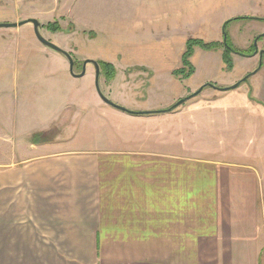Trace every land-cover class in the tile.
<instances>
[{
	"label": "crops",
	"instance_id": "crops-1",
	"mask_svg": "<svg viewBox=\"0 0 264 264\" xmlns=\"http://www.w3.org/2000/svg\"><path fill=\"white\" fill-rule=\"evenodd\" d=\"M157 1L158 6L145 1L150 4L147 17L155 13L160 30L169 31V25L197 17L216 0L190 6L183 0ZM233 2L228 7L237 25H226L224 36L234 49L223 44L222 64L227 67L224 58L229 61L235 54L248 57L241 51L252 50L256 41L251 57L264 63V0H226L227 5ZM168 18L175 22L168 24ZM62 56L66 59L59 64L69 71V59ZM89 64L83 67L85 75ZM244 73V80L239 76L215 84L213 97L198 98L177 111H121L144 125L151 118L183 116L176 126L159 125L154 135L151 124L145 127L158 145L107 148L104 143L106 148L87 149L66 146L57 136L7 150L0 126V155L6 154L0 157V264H264V178L244 155L257 139V151H264V130L254 122L246 132L241 123L242 115H264V89L255 84L264 80V64ZM249 78L252 93L233 96ZM7 84L1 70L0 97ZM111 92L106 89L105 95ZM100 97L95 91L99 110L120 111ZM215 102L213 113L207 107ZM213 123L219 129L210 127ZM201 126L218 133L219 145L195 155L183 146L196 136L190 129L197 127L199 134Z\"/></svg>",
	"mask_w": 264,
	"mask_h": 264
},
{
	"label": "rangeland",
	"instance_id": "rangeland-1",
	"mask_svg": "<svg viewBox=\"0 0 264 264\" xmlns=\"http://www.w3.org/2000/svg\"><path fill=\"white\" fill-rule=\"evenodd\" d=\"M145 1L153 6L159 5L157 0H0V23L18 24L35 19L39 34L68 52L74 60L73 72L69 65V71L63 70L59 64V59H66L63 53L51 50L37 37L33 22L0 27V69L2 78L8 82L0 97V126L2 134L6 135L1 139L7 150L17 148L19 151L21 146L30 148L32 142L53 140L57 136L66 140V146L87 149L153 145V142L158 145L159 139L150 137L151 132L145 127L151 124L154 135V129L159 125L176 126L182 123L183 116L151 118L144 125L141 120L121 110L106 106L107 110L100 108L101 111L94 104L95 91L101 96L96 83L102 94L113 103L131 112L155 115V111H177L198 98L213 97L218 93L211 88L213 85L239 76L242 80L246 77L245 73L242 74L244 69L264 64L260 58L251 57L256 52L257 41L252 50L241 51L248 57L235 54L229 61L224 58L227 67L222 64L221 43L226 41V25H237L233 23L238 21L230 17L228 7L236 5L235 2L227 5L226 0H216L209 9L197 12V17L178 21V27L169 25V31H161L155 23L158 19L155 13L147 17L150 4ZM197 1L183 0L187 6ZM244 1L247 4L248 0ZM172 12L168 10V14ZM232 12L234 14L235 11ZM174 20L168 18L167 23L173 24ZM251 26L255 29V25ZM190 39L216 45L209 49L195 46L192 62L191 57L189 59L195 73L191 78H177L175 71L183 68L182 58ZM86 62L90 63L87 66L89 73L73 78L70 73L81 75ZM55 71L58 72L55 74ZM171 71L175 76L171 75ZM152 72H155L154 77ZM206 78L210 80L206 83L209 86L202 84ZM251 78L249 82H243L240 92H232L233 96L252 93V89L249 90ZM255 84L264 89V80H256ZM204 86L208 88L198 93ZM106 89L113 91L110 97L105 95ZM218 104L215 102L212 106L211 103L207 109L213 111ZM242 119L246 132L254 122L264 130V115L261 112L255 119L250 113L242 115ZM210 127L219 129L220 126L213 123ZM196 128L190 129V132L197 137L190 139L191 143L183 148L189 147L195 155L216 150L218 133L210 129L203 131L201 126L198 134ZM257 140L246 147L252 152L244 155L247 161L257 165L264 178V151H257ZM192 142H195L194 145ZM235 143H239V138ZM211 153L225 157V153ZM1 156L5 158L6 154ZM7 156H11L10 152Z\"/></svg>",
	"mask_w": 264,
	"mask_h": 264
},
{
	"label": "trees",
	"instance_id": "trees-1",
	"mask_svg": "<svg viewBox=\"0 0 264 264\" xmlns=\"http://www.w3.org/2000/svg\"><path fill=\"white\" fill-rule=\"evenodd\" d=\"M225 43H228V42L225 41V42H222L221 44L226 45V47L229 50H233L234 49L230 44H225ZM215 45L216 44L206 43L203 40H199V39H190L187 42V49H186V51H185V53L183 55V68L178 69L177 71H175V74L177 76L182 74L181 77H185V78L190 77L195 72L194 68L191 66L190 61H189L190 57L193 54L194 47L195 46H202L203 48L209 49V48L214 47ZM186 68H188V70ZM161 111H173V110L166 109V110H161ZM155 112H160V111H155ZM133 113L139 114L138 112H133ZM147 113H150V112H147Z\"/></svg>",
	"mask_w": 264,
	"mask_h": 264
},
{
	"label": "water",
	"instance_id": "water-1",
	"mask_svg": "<svg viewBox=\"0 0 264 264\" xmlns=\"http://www.w3.org/2000/svg\"><path fill=\"white\" fill-rule=\"evenodd\" d=\"M27 22H33V24L35 25V32H36V35H37V37H38L41 41H43V43H46V44L49 45V47H51L52 49H54V50H56V51H60L61 53H63L64 55H66V56L68 57L69 62H70V66H71V71L73 72L74 60H73V58L71 57V55H70L68 52H66V51H64L63 49H61L60 47H58L57 45H55L54 43H52V42H50V41L44 39V38L39 34V32H38V22H37L35 19L24 20V21H21V22L18 23V24H3V23H0V27H14V26H20V25H23V24H25V23H27ZM90 62H93V61H90ZM85 64H87V62H86ZM84 73H85V70H84V72H82L81 75H76V76H82ZM97 75H98V74H97ZM243 80H244V79H243ZM96 86H97V89H98V91H99V94L101 95V98H102L106 103H108L109 105H111V106H113V107H115V108H117V109H119V110H121V111L135 114V113H133V112L127 110L125 107L120 106V105H117V104L113 103L112 101L108 100V99H107V98L101 93L98 83H96ZM236 86H237V85H236ZM200 91H201V90H199L198 93H199ZM198 93H197V94H198ZM181 102H182V101H181ZM139 114H142V113H139Z\"/></svg>",
	"mask_w": 264,
	"mask_h": 264
}]
</instances>
